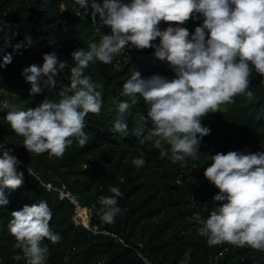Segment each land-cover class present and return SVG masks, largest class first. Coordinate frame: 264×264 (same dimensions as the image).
Returning a JSON list of instances; mask_svg holds the SVG:
<instances>
[{"label": "trees", "instance_id": "1", "mask_svg": "<svg viewBox=\"0 0 264 264\" xmlns=\"http://www.w3.org/2000/svg\"><path fill=\"white\" fill-rule=\"evenodd\" d=\"M96 2L102 4V0ZM77 11L84 13L75 0H0V62L4 55L11 54L12 58L0 69V103L9 100L27 110L38 107L45 99L59 102L61 90L72 94V52L87 50L90 43L99 42L110 31L99 15L93 24L90 4L89 15L83 19L76 15ZM202 23L203 18L196 14L180 26L192 34ZM97 26L100 32L96 31ZM168 26L163 21L159 24L161 30ZM26 35L33 45L14 50L12 45L23 41ZM9 37L10 43H6ZM153 44L158 45L159 38ZM126 49L130 56L125 60L117 63L119 55L112 64L97 61L85 69L84 74L99 85L97 90L103 103L99 115L89 113L85 117L84 131L90 139L83 149L74 140L62 159L50 158L47 152H28L23 147V137L16 135L6 121L7 110H0V142L23 164L16 166V171L23 173V185L16 190L5 188L9 202L0 206V264H26L23 259L13 260L19 250L13 248L15 240L8 225L13 211L41 201H46L52 211V231L61 237L56 244L44 241L50 250L47 264H179L186 256L189 264H264V251L228 243L209 247L207 238L198 235L200 225L192 219L194 214L207 219L213 208L219 206L212 199L219 190L204 177V170L211 163L207 156L229 151H264V76L253 69L251 100L236 96L233 104L221 105L219 111L201 118V124L211 132L201 139L199 159L187 158V166L182 168L179 163L172 164L167 157H161V149L166 147L163 142L158 148L156 137L145 139L150 135L151 121L142 99L124 114L127 134L112 131L116 102L127 99L120 93L133 71L144 78H175L167 63L156 59L154 48L137 50L129 45ZM51 52L65 63V68L54 77V87H42L39 94L30 95L31 85L22 71L31 65L41 67L43 55ZM43 79L46 77L42 76ZM139 157L145 159V165L138 169L132 160ZM47 182L66 184L83 205L92 207L91 222L117 234L124 243L110 235H94L76 225L73 204L60 200L57 192L47 191L42 185ZM112 186L123 193L118 198L122 213L115 223L105 224L97 211L99 198L111 195Z\"/></svg>", "mask_w": 264, "mask_h": 264}, {"label": "clouds", "instance_id": "2", "mask_svg": "<svg viewBox=\"0 0 264 264\" xmlns=\"http://www.w3.org/2000/svg\"><path fill=\"white\" fill-rule=\"evenodd\" d=\"M84 9L76 15H89L90 4L93 24L96 16L110 31L88 49L72 52L75 66L71 68L72 94L61 90L59 102L45 99L38 107L21 110L9 100L0 103L7 110L5 119L12 131L23 137V147L35 155L45 152L49 157L62 159L75 140L80 148L89 141L84 131L85 117L99 115L102 94L99 85L91 82L85 69L97 61L105 65L117 63L130 56L126 47L137 50L154 48V56L166 62L175 73L168 80L160 75L144 78L133 71L122 85L116 102V116L112 131L126 135L124 114L141 99L148 106L151 121L147 140H155L161 157L172 164L187 166V158L198 160L201 139L211 129L201 124L205 115L219 111L221 105L235 102L236 96L253 98L250 77L253 69L264 76V0H75ZM199 14L203 23L194 33L181 27ZM168 23L164 30L161 22ZM176 25V26H173ZM100 32V27H96ZM159 38V44H153ZM11 37L6 43H10ZM33 41L25 36L12 45L14 50L31 47ZM123 54V55H121ZM125 55V56H124ZM11 54L4 55L0 69L11 63ZM121 59V60H120ZM43 65H31L22 71L31 85L30 95L39 94L42 87L52 88L54 77L65 68L54 52L43 55ZM46 79L41 80V77ZM137 135H140L138 132ZM143 142V140H141ZM10 149L0 155V206L8 204L4 189L16 190L23 185V173L16 171L18 159ZM210 166L204 177L219 191L213 196L219 206L213 208L207 219L194 214L200 225L198 235L207 238L209 247L228 243L236 247H251L264 251V151L243 154L238 151L207 156ZM136 168L145 165L143 157L135 158ZM87 167V165H86ZM85 167V168H86ZM111 195L99 198L97 210L105 224L115 223L122 213L118 198L123 193L118 187L109 188ZM9 233L14 238V249L19 253L13 260L26 264H47L50 256L45 240L56 244L61 237L50 227L52 211L46 201L25 205L11 213Z\"/></svg>", "mask_w": 264, "mask_h": 264}, {"label": "built area", "instance_id": "3", "mask_svg": "<svg viewBox=\"0 0 264 264\" xmlns=\"http://www.w3.org/2000/svg\"><path fill=\"white\" fill-rule=\"evenodd\" d=\"M2 29H3V22L0 21V30ZM0 149L2 151L5 150L4 143L0 142ZM22 165L23 164L19 161V163L16 166H22ZM29 172L35 175V177L39 179L38 175H36L32 170H29ZM42 185L46 188L47 191L57 192L60 200L67 199L69 202L73 204L74 206L73 221L76 225H81L82 227H84L94 235L96 234L110 235L114 238L115 241L124 243V240L121 237H119L117 234L106 229H101L97 224L91 222L92 207L83 205L81 201L78 199V197L67 187L66 184L60 183L59 185H54L51 182H47V183H42ZM146 262L148 264H151L148 261ZM66 264H72V263H66ZM179 264H189L188 256H186V258H184V260H182Z\"/></svg>", "mask_w": 264, "mask_h": 264}]
</instances>
